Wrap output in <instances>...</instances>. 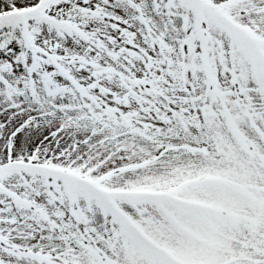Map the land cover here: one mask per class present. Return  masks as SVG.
<instances>
[{"label": "snow or ice", "instance_id": "snow-or-ice-1", "mask_svg": "<svg viewBox=\"0 0 264 264\" xmlns=\"http://www.w3.org/2000/svg\"><path fill=\"white\" fill-rule=\"evenodd\" d=\"M0 264H264V0H0Z\"/></svg>", "mask_w": 264, "mask_h": 264}]
</instances>
